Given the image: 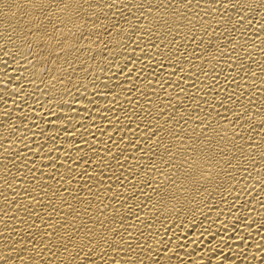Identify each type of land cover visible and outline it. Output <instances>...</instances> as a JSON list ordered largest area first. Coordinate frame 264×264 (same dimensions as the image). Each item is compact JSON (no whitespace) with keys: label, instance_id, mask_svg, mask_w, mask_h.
Listing matches in <instances>:
<instances>
[{"label":"bare ground","instance_id":"1","mask_svg":"<svg viewBox=\"0 0 264 264\" xmlns=\"http://www.w3.org/2000/svg\"><path fill=\"white\" fill-rule=\"evenodd\" d=\"M0 264H264V0H0Z\"/></svg>","mask_w":264,"mask_h":264}]
</instances>
